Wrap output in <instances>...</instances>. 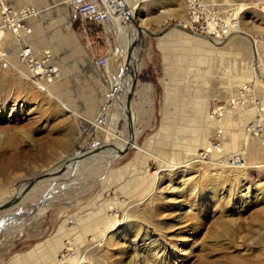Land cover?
<instances>
[{
  "label": "rangeland",
  "instance_id": "374dc122",
  "mask_svg": "<svg viewBox=\"0 0 264 264\" xmlns=\"http://www.w3.org/2000/svg\"><path fill=\"white\" fill-rule=\"evenodd\" d=\"M14 1L34 14L19 38L0 28V202L71 155L108 144L107 115L125 90L122 56L109 60L114 35L74 15L81 0L65 5L66 16L52 11L58 0ZM205 2L216 23L238 28L220 43L189 28L185 0H139L128 111L136 145L103 169L88 162L62 179V204L33 208L39 184L22 209L0 211V264H131L142 242L159 250L152 264H264V149L252 161L245 154L257 107L264 119V0ZM166 36L176 40L159 44ZM17 40L35 57L49 51L51 81L31 76ZM126 124L124 116L108 138L125 136ZM250 132L264 148V126ZM237 153L244 169L212 164Z\"/></svg>",
  "mask_w": 264,
  "mask_h": 264
},
{
  "label": "bare ground",
  "instance_id": "6f19581e",
  "mask_svg": "<svg viewBox=\"0 0 264 264\" xmlns=\"http://www.w3.org/2000/svg\"><path fill=\"white\" fill-rule=\"evenodd\" d=\"M120 1H123L125 3L127 2L128 4L127 3L126 4L129 7L130 11H134V9L136 8V5L139 3V0H108V4L111 5L112 10H113V12L111 14V20H112L111 23L113 25L114 31L116 32V34L118 36V39H117V45H118V49H119L118 54L122 56V59H124L126 46L129 42V39L132 38L133 36H135V33L128 32L126 27L124 25H122L120 22L122 20L121 13L120 14L118 13V12H120V9H118L119 8L118 3ZM72 2H74V0L70 1L69 3H72ZM116 10H117V12H115ZM33 14L34 13H29L27 16H29V15L33 16ZM35 14H36V12H35ZM207 24L209 27L208 29H211L213 26L212 23L210 21H208ZM0 28H3L2 23H1ZM237 30H238V28L235 25H232L231 23H225V27H224V29H222V32L224 35L226 34V36L230 37ZM241 33H244L247 36H249L251 41H252V44L254 41H256L254 38H251V36L248 33L244 32V31ZM204 36H206V35H204ZM206 37L211 38L209 36H206ZM220 38H221V35L217 34L211 40H213V42L216 41L217 43H220L221 39H223V38H221V39ZM0 39H2V37H0ZM256 45L257 44H255V46ZM256 50H257V46H256ZM45 52L49 53V51H45ZM251 72L254 74L255 71H251ZM51 79H46V81H51ZM129 83H130V78L127 75L122 80V87H125L124 94L118 95L116 97L117 105L114 107L113 110H111L112 112H110L107 115L108 116L107 117L108 122L106 123L107 136H106L105 142H107L108 144H104V145L90 149L89 151H93L96 148L102 147V149H99L98 151L92 152V153L85 155V156L80 157V154L71 155L66 161L62 162V164H60L58 167L57 166L52 167V169H48L45 172L39 174V175H48V176H45V177L38 179L29 187H27V182L29 181V179H27L22 184L20 183V185L17 188L15 187V189L12 190L11 193L0 203H3L9 199L16 197V202L13 203L10 207L12 208L13 206L16 205L15 207H19V209H22V206L25 204V198L31 194V191L33 192V191L37 190L35 188L37 185L45 184L44 190H38L39 193H41V195L39 196L37 201L34 203L33 208H37L39 205L42 206L45 204H48V205L53 204V203H56V204L61 203L62 204V202L64 200L62 201L61 197L58 198L61 193L55 192V189H57V187L60 186L58 183H60V181H62V179H65L64 182L69 181L71 178L75 177L76 175L81 174V171H83V168L86 167L85 165H88V162L101 164L102 165L101 169H103L107 165H109V162L114 160L115 157L120 156L122 151L129 148L130 142L132 145H136V143H134V141H133L134 134L132 133V131L129 134L127 132L128 131L127 127L129 126L128 121H127V124L125 127V130H126L125 136H123V133H119V134H117L118 136L114 139L108 138L109 135L114 134L116 127H117L118 120L125 116L124 113L126 110L129 111V107L126 108L124 105L125 93L128 90ZM49 85L46 84V86L44 85L43 88L46 89ZM256 112L258 113L256 115H259L258 116L259 120H257L247 132L248 138L246 139V141H248V142L246 143L245 154H247V156H248L247 160H249V161H252L253 159H255V157H258L257 153L264 149V148H262L263 143H261L258 140L256 135H254L250 132V131L255 129L256 125L261 124L264 126V119L261 117V116H263L261 114L262 111L259 109V107L256 108ZM131 115H130V125H132V123H133V117H131ZM107 119H106V121H107ZM249 133H251V134L249 135ZM240 154L241 153L230 154L224 160L219 161L217 163H212V164H217V165H221L224 167L229 166V167H237L240 169H244L246 166V163L244 160H242V157L240 156ZM233 156H235V158H233ZM90 157H92V158H90ZM194 161L200 162L201 160L198 159V160H194ZM194 161H191V162H194ZM187 165H189V164H185V166H187ZM172 166H174V165H172ZM54 173H56V174H54ZM50 174H53V175H50ZM43 207H40L41 209H39V208L37 209L35 217L40 215L39 213L42 212ZM2 210H5V209H2ZM2 210H0V211H2ZM108 210L111 211V213H110L111 215H113V213L116 211L114 208H110ZM226 225H227L226 223L225 224L223 223V228L227 227ZM106 230H104V232H106ZM104 235H105V233L103 234V238H104ZM144 237L145 238L142 239V241L146 240V236H144ZM98 240L104 241L105 238L104 239H98ZM70 242H68V246L70 248L69 251L72 250L73 253H77L78 250H76ZM98 243L100 244V241H98ZM140 248H141V253H140V255L137 254V255H139V257L136 258V260L131 264H152L153 258L158 255L159 250L154 249L152 244L146 243V242H142L140 245ZM79 260L82 262L84 259L80 257L78 259V261Z\"/></svg>",
  "mask_w": 264,
  "mask_h": 264
},
{
  "label": "built area",
  "instance_id": "2783aa9c",
  "mask_svg": "<svg viewBox=\"0 0 264 264\" xmlns=\"http://www.w3.org/2000/svg\"><path fill=\"white\" fill-rule=\"evenodd\" d=\"M58 1L61 3H69L72 0ZM185 9L187 23L190 29L204 34L210 33L214 36L217 34L223 35L222 29L225 27V22L220 19H217V23L214 21L205 0H185ZM73 12L75 16L85 22L107 25V28H112L110 24L113 10L111 5L108 4V0L78 1L73 7ZM29 13H33L32 8L16 10L8 5V0H0V17L2 25L16 38H19V32L28 31L24 19L28 17L27 15ZM208 21L213 25L211 29H208ZM48 56V53L44 51L39 57H35L33 49L28 44L22 40H17V57L26 65L31 76H40L45 79H50L55 70L48 64ZM105 61L106 59L101 57L97 60V63L103 65Z\"/></svg>",
  "mask_w": 264,
  "mask_h": 264
},
{
  "label": "water",
  "instance_id": "95a60500",
  "mask_svg": "<svg viewBox=\"0 0 264 264\" xmlns=\"http://www.w3.org/2000/svg\"><path fill=\"white\" fill-rule=\"evenodd\" d=\"M118 6H119L120 13L122 16V21L124 22L126 29L128 30V32L135 33V36H133L132 38L129 39V42L126 46L123 63H122L120 73L118 76V79L120 81H122L123 78H125V76H127V75L130 78L129 87L125 93V100H124V105L127 108V107H129V102L131 99V93H132L133 87L135 85V68H134L133 63H132V61H133L132 55L135 51V48L138 46V42H139L140 37H141V27L137 23V16H136L135 12L130 11L129 7L127 6V4L125 2L120 1L118 3ZM125 117H126L127 121L129 122L128 131H129V133H131L132 129H131V125H130V114L127 110L125 111ZM99 149H102V147L96 148L93 151H89V149H88V150H85L83 152H80V157L88 155L92 152L98 151ZM54 174H56V173H54ZM50 175H53V174H50ZM45 176H48V175H36L34 177L29 178V181L27 182V187L31 186L35 181H37L38 179L45 177ZM15 202H16V197L9 199L3 203H0V210L8 208L9 206H11Z\"/></svg>",
  "mask_w": 264,
  "mask_h": 264
},
{
  "label": "crops",
  "instance_id": "0c3cea01",
  "mask_svg": "<svg viewBox=\"0 0 264 264\" xmlns=\"http://www.w3.org/2000/svg\"><path fill=\"white\" fill-rule=\"evenodd\" d=\"M60 4L59 5H62V4H64V5H62V7H61V10H57V8L59 7V6H57V7H55L52 11H60V13L62 14L63 13V15L64 16H66V14H65V5H69V3H61V2H59ZM127 3V2H126ZM49 3H47L46 5H48ZM128 4V3H127ZM8 5L10 6V7H12V8H16L15 6H16V4H15V1L14 0H8ZM118 8V7H117ZM119 9V8H118ZM62 11V12H61ZM115 12H117V10L115 11ZM119 14H120V12H118ZM121 23H124L122 20L120 21ZM63 25V24H62ZM111 26H112V28H107V25H101V34H103L104 36H108V37H112V35H114V38H115V44H116V47H115V52H113V54H111V56L109 57V60H114L115 59V57L116 56H120L119 54H118V45H117V39H118V36H117V34H116V32L114 31V28H113V25L112 24H110ZM63 28V27H62ZM63 32H66V31H64V30H62ZM168 34V33H167ZM166 34V35H167ZM172 40H176L175 38H170V39H167V36L166 37H163V38H159L158 39V41H159V44L161 43V42H163V41H172ZM111 58V59H110ZM111 61H109V62H111ZM123 62V61H122ZM255 62H256V60H255ZM257 63V62H256ZM255 63V64H256ZM96 64H98L97 63V61H96ZM260 64H261V59H260V62H259V64H258V68L260 67ZM99 65V64H98ZM120 73V72H119ZM253 76V75H252ZM257 79L258 78H262V75L261 74H259L258 72H257V76H255ZM110 77L108 76V81H109V83H110ZM261 81V80H260ZM261 82H263L264 83V81H261Z\"/></svg>",
  "mask_w": 264,
  "mask_h": 264
}]
</instances>
